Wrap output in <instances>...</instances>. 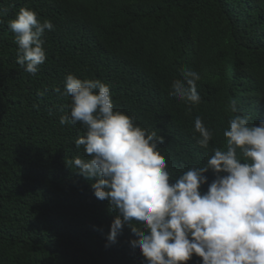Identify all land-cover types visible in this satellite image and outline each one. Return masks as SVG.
<instances>
[{
  "label": "trees",
  "instance_id": "trees-1",
  "mask_svg": "<svg viewBox=\"0 0 264 264\" xmlns=\"http://www.w3.org/2000/svg\"><path fill=\"white\" fill-rule=\"evenodd\" d=\"M21 7L54 26L36 74L17 63L8 27ZM181 69L200 76L191 111L169 95ZM68 74L107 84L114 110L162 135L158 150L178 178L226 149L232 117L264 120V0H0V264H146L128 226L106 246L117 213L70 164L88 157L74 143L85 127L59 122ZM197 116L213 132L207 149ZM205 175L202 193L215 179Z\"/></svg>",
  "mask_w": 264,
  "mask_h": 264
},
{
  "label": "clouds",
  "instance_id": "clouds-1",
  "mask_svg": "<svg viewBox=\"0 0 264 264\" xmlns=\"http://www.w3.org/2000/svg\"><path fill=\"white\" fill-rule=\"evenodd\" d=\"M8 27L18 45L17 63L36 74L46 61L43 36L53 29L52 22L21 7ZM181 75L169 95L185 101L191 111L201 101L200 76L191 69H181ZM62 94L70 104L60 124L81 123L86 129L74 143L88 159L76 156L70 164L85 179L95 178V197L107 200L117 213L106 246L115 244L128 226L136 237L130 246L139 249L146 264H187L193 255L202 264H264V120L250 124L246 116L232 117L223 132L226 149L212 148L203 166L173 179L158 150L164 137L114 110L107 84L68 74ZM194 129L197 144L207 149L213 132L199 116ZM209 170L215 179L202 193Z\"/></svg>",
  "mask_w": 264,
  "mask_h": 264
}]
</instances>
